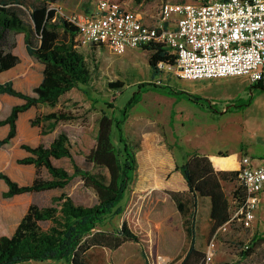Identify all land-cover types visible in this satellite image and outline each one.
<instances>
[{
    "label": "rangeland",
    "instance_id": "1",
    "mask_svg": "<svg viewBox=\"0 0 264 264\" xmlns=\"http://www.w3.org/2000/svg\"><path fill=\"white\" fill-rule=\"evenodd\" d=\"M99 1L61 0L53 4L52 8L60 16L68 18L75 14L94 13ZM25 2L24 9L27 14L38 4V0ZM177 2L201 4L204 0H143L140 4L137 0H128L122 5L130 11L145 14L155 26L161 7L166 3ZM6 40L5 45L0 48L11 49L18 54L20 63L12 70L0 74V82L13 81L18 90L34 95V89L43 79L44 65L27 54L23 35L10 34ZM14 43L16 48H13ZM78 48L86 56L93 72L91 83L67 93L56 107L42 105L22 114L18 120L17 137L12 143L0 149V172L8 174L20 185L31 184L36 177L52 179L45 168L38 170L34 165L19 163V160L30 156L22 146L36 147L40 144L49 146L60 133L68 135L73 157L54 160L57 167L64 168L73 175L74 165L77 164L90 173L109 176L107 170L96 167L87 159L97 145L102 116L107 114L114 119H120L135 93L139 92L140 84L157 83V80H153V71L149 65L150 53L142 48L130 49L123 55H117L105 46L88 45ZM166 74L163 83H158L159 85L169 84L175 89H187L189 93H197L208 100H215L217 107L214 106L212 111L214 113L219 110L221 114V110L226 107V101L235 105L239 100L240 107H234V112H230L224 120L221 121V118L215 120L213 115H207L206 110L211 111L207 102L199 101L195 104L185 99L176 100L150 91L146 94L144 92L140 102L130 109L129 117L124 123V132L125 137L137 147L139 162L137 177L132 186L136 191L133 194L138 197H135L134 207L137 203L145 201L144 207H147L146 210L149 212L147 221L158 230V264H171L190 244L187 228L191 223L193 211L192 196L187 190L179 166L186 162L188 155L197 151L196 146L206 153L239 147L245 130L237 124L227 125L226 121L229 118L255 116L258 120H254L253 124L258 126L264 120V88L254 86L248 78L233 77L226 81L198 83L182 81L176 75L169 77ZM155 78L160 79L159 76ZM118 81L123 82L125 86L116 89L110 85ZM85 91H89L92 98ZM94 99L98 102H93ZM222 99L225 101L221 105ZM228 99L234 101L228 102ZM22 103L24 101L21 99L0 95V119L6 118L15 105ZM108 103L113 104V107H109ZM53 112H65L73 118L60 122L47 134H43L47 124L32 125V121L38 116ZM8 131V127H1L0 139L6 137ZM115 141L118 144L116 131ZM223 184L230 198L231 221L218 229L217 234L211 233L213 225L210 215L211 200L200 198L195 220L198 247L207 250L215 237L216 253L210 264H264V243L252 256L242 257V251L247 250L254 237L252 230L254 221L246 224L237 219L233 220L240 207L234 198V191L243 186L240 181ZM7 191L8 186L0 179V235L13 234L31 204L47 207L52 205L54 198L63 194L80 205L93 206L98 203L97 193L88 187L80 176H76L64 189L5 198L4 193ZM177 200L183 204L182 208ZM139 222L142 224L140 219ZM50 225V222L41 223L44 229ZM117 228L119 219L114 217L99 227L104 231H113ZM93 256L99 264H143L140 246L133 242L125 243L117 250L95 249Z\"/></svg>",
    "mask_w": 264,
    "mask_h": 264
},
{
    "label": "trees",
    "instance_id": "2",
    "mask_svg": "<svg viewBox=\"0 0 264 264\" xmlns=\"http://www.w3.org/2000/svg\"><path fill=\"white\" fill-rule=\"evenodd\" d=\"M59 1L61 0H38V4L27 14L24 9L25 0H0V47L5 45L8 35H23L27 54L44 65L43 79L34 89V95L18 90L13 81L0 82V95H9L24 101L15 105L6 118L0 119V128L9 127L6 137L0 139V149L17 137L18 120L22 114L42 105L56 107L63 96L76 88L88 86L93 78L88 60L78 48L82 46L77 41L78 27L52 8ZM114 1L122 4L128 0ZM142 1L137 0V3ZM206 1L208 0H204ZM13 48H16V43ZM141 48L150 53L149 65L153 71V80H157V83L140 84L139 92L135 93L120 119H114L107 114L102 116L97 145L87 156L89 162L107 170L109 176L90 173L77 164L74 165L73 175L64 168L57 167L54 160L73 157L66 133H60L49 146H22L30 156L19 160V163L34 165L38 170L47 169L52 176L51 180L36 177L31 184L20 185L8 174L0 172V179L8 186V191L4 193L5 198L64 189L76 176H80L98 196V203L93 206L77 204L66 194L54 198L52 205L47 207L31 204L15 232L11 235H0V264H99L93 256L95 249L117 250L128 242L140 246L144 264H158V230L147 221L149 212L144 207L145 201L134 207L136 196L133 193L136 191L132 186L137 177L139 162L137 147L125 137L124 123L129 117L130 109L140 102L144 92L146 94L155 91L177 100L185 99L194 103L205 99L197 94L175 89L169 84L159 85L163 83L166 73L168 76L174 72L169 68H176L178 65V56L172 49L156 42ZM19 63L18 54L11 49L0 48V74L12 70ZM110 85L116 89L125 86L119 81ZM254 86L264 88L261 83ZM89 91L85 93L92 98ZM93 102L97 103L98 100L94 99ZM107 105L113 107L111 103ZM72 118L73 116L65 112H53L38 116L32 121V125L47 124L43 130V134H47L60 122ZM115 131L118 144L115 141ZM178 169L192 196L193 211L187 228L189 247L171 264H207L206 252L197 247L195 220L199 199L211 200V233L215 234L231 221L230 198L223 183L239 181L241 170H218L210 157L197 151L188 155L186 162ZM234 198L241 207L246 199L244 187L234 191ZM177 202L182 208L180 200ZM113 217L119 219V228L113 231L99 229ZM43 222H50V227L44 229L41 226ZM251 242L247 250L242 251L243 258L252 256L264 243V238L254 236Z\"/></svg>",
    "mask_w": 264,
    "mask_h": 264
},
{
    "label": "built area",
    "instance_id": "3",
    "mask_svg": "<svg viewBox=\"0 0 264 264\" xmlns=\"http://www.w3.org/2000/svg\"><path fill=\"white\" fill-rule=\"evenodd\" d=\"M67 19L78 27L80 45H103L117 55L153 42L165 44L178 56L176 68L169 69L182 80L246 77L264 84V0L166 3L155 26L121 3L100 0L94 13ZM240 170L246 199L233 220L250 224L264 189V164L253 166L245 157ZM215 253L214 237L206 250L207 264Z\"/></svg>",
    "mask_w": 264,
    "mask_h": 264
},
{
    "label": "crops",
    "instance_id": "4",
    "mask_svg": "<svg viewBox=\"0 0 264 264\" xmlns=\"http://www.w3.org/2000/svg\"><path fill=\"white\" fill-rule=\"evenodd\" d=\"M178 3V2H177ZM185 3V2H181ZM126 8V7H125ZM128 10V9H127ZM137 13V12H136ZM90 14V13H89ZM143 22L148 25V26H153L152 21L145 16V14L138 13ZM146 46V45H145ZM143 47V46H142ZM141 48V47H140ZM139 49V48H137ZM172 75H176V72H173V74H169V77ZM177 76V75H176ZM233 78V77H232ZM236 78H241V77H236ZM246 78V77H244ZM229 78H224V79H211V80H200V81H190V82H198V83H205L206 81H226ZM186 81V80H182ZM187 92H189L187 89H183ZM195 94V93H191ZM197 94V93H196ZM199 95V94H197ZM200 96V95H199ZM202 97V96H201ZM204 98V97H203ZM176 99V98H175ZM205 101L210 105L211 111L206 110L207 115H213V118L215 120L220 119L221 121L224 120V118L230 113L234 112V107H240L239 100L236 102L235 105H231L230 103H227L226 101V107L223 108V111L217 110L212 112L214 110V106L217 107V103L213 99H206L204 98ZM177 100V99H176ZM225 101V99L221 100V105ZM229 101H234L232 99H228ZM192 102V101H189ZM194 103V102H192ZM196 104V103H195ZM219 116V118H217ZM221 116V117H220ZM254 120H258L255 116H249L248 118L240 117V118H229L226 123L227 125H232V124H237L240 128H243L244 131V138L240 140V145L239 147H236L234 149H220L211 153H206L202 150L199 149V147L196 146L197 152L201 153L202 155H206L211 158L213 161V164L216 169L218 170H239L241 169L242 166V160L245 157H248L251 159L252 165L259 167L264 164V120H262L261 123H259V126L257 124H253ZM9 128V127H8ZM244 140V141H243ZM253 236H258V237H263L264 238V189L260 194V203L258 206V209L256 211V217L253 222ZM198 244V241H197ZM198 247V245H197ZM200 250L206 252V250L198 247ZM142 256V255H141ZM144 264V261H143Z\"/></svg>",
    "mask_w": 264,
    "mask_h": 264
},
{
    "label": "bare ground",
    "instance_id": "5",
    "mask_svg": "<svg viewBox=\"0 0 264 264\" xmlns=\"http://www.w3.org/2000/svg\"><path fill=\"white\" fill-rule=\"evenodd\" d=\"M7 163V162H6Z\"/></svg>",
    "mask_w": 264,
    "mask_h": 264
}]
</instances>
